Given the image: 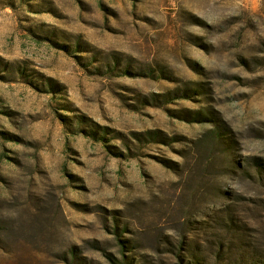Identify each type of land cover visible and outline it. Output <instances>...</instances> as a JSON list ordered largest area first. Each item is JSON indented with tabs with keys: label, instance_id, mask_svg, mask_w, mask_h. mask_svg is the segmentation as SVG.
<instances>
[{
	"label": "rangeland",
	"instance_id": "obj_1",
	"mask_svg": "<svg viewBox=\"0 0 264 264\" xmlns=\"http://www.w3.org/2000/svg\"><path fill=\"white\" fill-rule=\"evenodd\" d=\"M0 264H264V0H0Z\"/></svg>",
	"mask_w": 264,
	"mask_h": 264
}]
</instances>
